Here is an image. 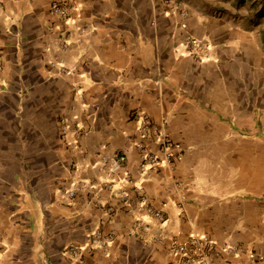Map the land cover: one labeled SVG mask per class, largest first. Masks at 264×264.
<instances>
[{"label": "crops", "instance_id": "1", "mask_svg": "<svg viewBox=\"0 0 264 264\" xmlns=\"http://www.w3.org/2000/svg\"><path fill=\"white\" fill-rule=\"evenodd\" d=\"M138 113L172 164L140 171ZM96 228L108 254L64 253ZM190 235L211 264H264V0H0V264H178L169 242Z\"/></svg>", "mask_w": 264, "mask_h": 264}, {"label": "built area", "instance_id": "2", "mask_svg": "<svg viewBox=\"0 0 264 264\" xmlns=\"http://www.w3.org/2000/svg\"><path fill=\"white\" fill-rule=\"evenodd\" d=\"M72 6L58 2H52L49 11L52 15L59 17L63 21H67L71 15ZM83 31V30H81ZM185 43L190 48V53L198 59H204L208 50V44L200 39H195L191 36L185 37ZM137 133L141 139L135 143V147L139 150L140 171L142 173L150 170H157L162 163L172 164L182 150L172 141V139L160 130L153 121L145 114L138 113ZM68 131V126L65 119L60 120V132L65 135ZM73 134L78 137L81 130L73 129ZM152 137L156 144L157 151H151L143 142L147 137ZM126 157L122 153H116L111 157H104L103 161L108 164V172L104 185H111L117 182V174L123 167ZM125 180H130L128 176ZM135 189H139L136 186ZM66 195L72 199L74 191H66ZM139 204L142 207L146 206L145 197L141 196ZM108 212H112V207H108ZM147 212L160 223L164 222V216L161 211L147 207ZM113 235L109 232H104L98 228L90 233V241L87 244L79 246H67L64 249L72 259L82 257L83 253H92L93 250H100L104 255L108 254ZM215 242L206 235H190L186 239L178 240L171 239L168 245L170 254H172L178 264H211V254L215 249ZM233 246L226 247L227 250H232ZM260 257L253 261V264H259Z\"/></svg>", "mask_w": 264, "mask_h": 264}]
</instances>
